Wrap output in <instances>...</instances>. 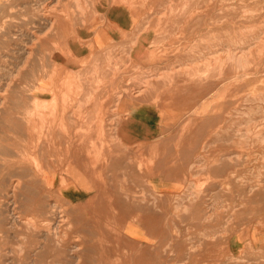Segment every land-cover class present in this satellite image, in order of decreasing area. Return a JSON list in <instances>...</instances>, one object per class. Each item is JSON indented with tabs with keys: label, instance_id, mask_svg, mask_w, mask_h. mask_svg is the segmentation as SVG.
<instances>
[{
	"label": "rangeland",
	"instance_id": "374dc122",
	"mask_svg": "<svg viewBox=\"0 0 264 264\" xmlns=\"http://www.w3.org/2000/svg\"><path fill=\"white\" fill-rule=\"evenodd\" d=\"M47 1L0 0V264H93L97 233L91 230L97 218L84 208L100 203L88 201L96 193L114 194L117 211L128 196L143 194L150 219L181 227L196 264L205 258L206 264H264V0H225L209 8L208 0H162L160 15L146 9L140 16L145 23H130V33L109 29L113 44H121L117 51L72 58L50 49V28L42 22L52 16ZM98 1L95 16L103 28L108 7ZM70 8L75 14L82 9ZM116 10L110 17H117ZM148 15L153 17L147 21ZM166 16H172L170 23L186 18V29L175 21L169 29L160 28L157 23ZM139 36L151 48L159 47L152 53L147 46L141 53L144 59L155 54L158 64L134 61L133 41ZM109 58L116 69L110 75L104 62ZM113 81L118 89L109 88ZM121 89L147 104H166L164 119L150 124L148 170L138 169L141 130L130 142L133 147L125 148L115 134V124L124 117L116 120L108 112L104 121L96 115L98 120L89 124V109L99 108L92 98L120 97ZM65 108L68 121L81 114L74 121L76 133L62 124ZM157 177L161 181L153 185ZM79 178L87 184L75 186ZM157 191L182 195L159 201L153 196ZM206 240L213 241L207 254Z\"/></svg>",
	"mask_w": 264,
	"mask_h": 264
},
{
	"label": "crops",
	"instance_id": "0c3cea01",
	"mask_svg": "<svg viewBox=\"0 0 264 264\" xmlns=\"http://www.w3.org/2000/svg\"><path fill=\"white\" fill-rule=\"evenodd\" d=\"M106 6L108 8L105 10H109L110 3L106 2ZM119 25L120 28L115 25L113 26L121 31L126 30L125 32H129L131 28L128 22H126L125 25ZM138 41L135 47L132 48L134 61L136 60L138 65L145 67L147 66L145 61L149 62L148 65L150 67L158 64V62L153 63L157 60L155 57L158 56L152 54L155 51L149 46L147 40L141 37ZM147 46L151 48L152 53L148 55L149 59H144L141 57V53L147 50ZM118 84L117 81L109 83V88L118 89ZM135 98L130 96L118 98L113 95L93 98L95 102L91 104L94 106L98 105L99 108H92V110H89L92 114L95 113L94 110L97 112L95 114V120H98L96 115L100 118L99 120H105L104 118L107 117L108 112H110L109 115H115L117 117H115L116 120L120 119V117H124V120L117 121V124H115V134L125 148L132 146L130 144L132 138L138 135V130L142 131L143 137L140 142L143 143V145L138 146L137 151L141 150L143 170H148L150 166L148 164L149 159L146 158V152H148L146 147H148L149 144H146V140H148L150 136V124L152 121L164 119V110L162 108H165L166 104L161 102L165 105L162 107L163 105L160 104V102L147 104L144 101H140L145 99L138 100V98ZM187 99L188 96L183 97V102ZM121 110H126L128 113H122ZM116 111L117 113L115 114ZM74 119L76 118L74 117ZM76 120H78V118ZM88 120H90V118ZM123 147L121 146L119 148ZM69 148L81 147H79V145H72ZM163 152H165V150H163ZM157 179L158 182H152L154 183L153 185L161 181V177H157ZM179 195H182V193H169L163 191L153 193V196L159 201L166 199L170 201ZM113 196L115 195L108 193L93 194V197L88 201H99L100 203L95 204V207L92 205V208L89 207L91 204H87L84 208L87 215H92L94 211L92 216L95 220L97 218V225H94L95 232L97 233V241H94L96 247L94 249L95 252L92 254L94 255V258H92L93 264H196L193 252L187 251L190 240L187 239L186 235H182L181 227L178 228L175 225L162 224L160 220L156 218L150 219L148 216L150 209H148L147 199L143 194L142 196L136 197L133 195L132 197L128 196L127 203L120 204L121 209H118V211L114 209ZM115 210L117 212H115ZM123 217L125 221H122ZM255 242L256 241L253 240L251 243L255 245ZM230 245L232 247V245H235V242L232 244L230 243ZM212 248L213 241L206 240L203 242L202 249L204 252ZM87 261L88 260L85 259V263ZM203 261L207 262V259L205 258ZM205 262L201 264H206Z\"/></svg>",
	"mask_w": 264,
	"mask_h": 264
},
{
	"label": "bare ground",
	"instance_id": "6f19581e",
	"mask_svg": "<svg viewBox=\"0 0 264 264\" xmlns=\"http://www.w3.org/2000/svg\"><path fill=\"white\" fill-rule=\"evenodd\" d=\"M96 1H98V0H87V1H85V4H89V6H83V5H85L83 2H82V0H74V2H71V0H49V1H47V2H49V6L48 7H50L49 9L51 10L50 12H51V14L50 15H52L51 17H50V19L48 18V19H42V22H43V20H45L44 22H47V24L49 25V26H47V27H49L50 28V30H49V34H48V42H49V44H51V47H50V49H51V51L53 52V53H55V54H57V55H63V56H65V57H71L72 58V56H77V54H90V55H94L95 56V54L96 53H99V54H105V53H109V54H111V53H113L114 51H117V49H118V47L121 45H118V47H117V45H115V44H113V40H115V38H113L114 36H115V34H111L110 36L107 34V33H110V28H113L114 26L113 25H115V26H118L119 28H120V25L119 24H122L121 23V20L120 19H123L124 18V21H125V23L126 22H128L129 23V26H131L130 25V23H133V24H138L137 26H139L140 24H142L141 22H142V20L140 19V16H141V14H144L145 13V11H146V9L148 10V9H150V12L151 13H149L150 15H160V11H159V7H162V6H164L165 4L162 2V0H99L98 2L101 4V6L102 7H104V6H106V2H109L110 3V9L109 10H106V11H108V12H106L103 16H105V19H107L108 20V25L107 26H105V27H101L100 25H99V21L97 20V15H96V13H98L99 12V7H98V3H97V6H96ZM177 1V0H176ZM215 1V2H214ZM208 0V1H206L205 2V5H206V7H213L214 5H215V3L218 5V6H223L224 4H225V0ZM232 1V0H231ZM31 2H32V0H31ZM43 2H44V0H43ZM47 2L45 3V6L47 5ZM179 2V1H178ZM199 2V1H198ZM229 2H230V0H229ZM34 3V2H33ZM33 3H31V4H29V5H32ZM37 3V2H36ZM188 3H189V1H188ZM72 4H74V7H75V9H77L76 7H80V8H82L80 11H82V12H77L78 14H75V13H72V12H70L69 11V9H71L70 7H71V5ZM37 5V4H36ZM39 5H41V4H39ZM76 5V6H75ZM44 7V6H43ZM175 7H176V5H175ZM34 8V7H33ZM117 9L116 11H117V13H115L114 11H113V13L114 14H116L117 15V17H110V13L112 12V10L113 9ZM45 9V8H44ZM163 9V8H162ZM35 10H37V9H35ZM39 10V9H38ZM158 10V11H157ZM49 11V10H48ZM47 11V12H48ZM78 11V10H77ZM168 11V10H167ZM39 12V11H38ZM45 12V11H44ZM74 12V11H73ZM119 12V13H118ZM32 13H34V12H32ZM190 13V12H189ZM48 14V13H47ZM39 15V14H38ZM96 15V16H95ZM101 15V14H100ZM146 15V14H145ZM150 15H148V17L150 16ZM162 15V14H161ZM164 15V14H163ZM166 15V14H165ZM172 15V14H171ZM189 15V14H188ZM188 15H186V16H188ZM261 15V14H260ZM36 16V15H35ZM153 16H150L148 19H147V21L151 18V17H153ZM42 17V16H41ZM41 17L39 18V20L38 21H41L40 19H41ZM146 17V16H145ZM144 17V18H145ZM170 17H172V16H170ZM170 17H168V16H166V17H164V18H161V20L157 23V22H155V23H157V24H160V28L163 26H166L167 27V29H169V27L168 26H170V25H173L172 23L174 22V24H176V23H178L179 25H181L182 26V29L184 30V29H186V27L185 26H187L188 25V23H187V19L186 18H176V20H173V22L172 23H170V21H171V19L172 18H170ZM43 18V17H42ZM116 20H115V19ZM147 18V17H146ZM101 19V18H100ZM126 19V20H125ZM35 20V19H34ZM37 20V19H36ZM106 20V21H107ZM191 20V19H190ZM193 20V19H192ZM33 21V20H32ZM103 21V20H102ZM131 21V22H130ZM34 22V21H33ZM37 23V22H36ZM143 23H145L144 22V20H143ZM33 24H35V23H33ZM32 24V25H33ZM44 24V23H43ZM41 25V24H40ZM105 25V24H104ZM122 25H124V24H122ZM145 25V24H144ZM148 25V24H147ZM36 26V25H35ZM38 26V25H37ZM42 27V26H41ZM45 27V26H44ZM46 27V28H47ZM34 28V27H33ZM48 28V29H49ZM137 28V27H136ZM146 28V27H145ZM35 29V28H34ZM37 29V28H36ZM42 29V28H41ZM45 29V28H44ZM47 29V30H48ZM116 29V28H115ZM139 29V28H138ZM149 29V28H148ZM151 29V28H150ZM38 30V29H37ZM46 30V31H47ZM136 30V29H135ZM36 31V30H35ZM144 31V30H143ZM148 31V30H147ZM40 32H41V30H40ZM48 32V31H47ZM158 32V31H157ZM7 33V32H6ZM45 33V32H44ZM130 33V32H129ZM40 34H42V32L40 33ZM141 34V33H140ZM140 34H138V35H140ZM24 35V34H23ZM47 35V34H46ZM127 35V34H126ZM137 35V36H138ZM30 37H31V35H30ZM43 37V36H42ZM85 37H89V38H91V40H87V39H85ZM126 37V36H125ZM40 38V37H39ZM141 39V37L139 36V38L137 39V40H135V41H133V42H136V43H138L139 41L138 40H140ZM31 40H33V37H32V39ZM88 41V43H87V41ZM130 41V40H129ZM124 42H126V41H124L123 40V44H124ZM257 44V43H256ZM124 46V45H123ZM122 46V47H123ZM127 46V45H126ZM130 47V46H129ZM129 47H127V48H129ZM134 47H135V45H134ZM133 47V48H134ZM121 48V47H120ZM126 48V47H125ZM125 48H123V50H126ZM153 48V50L155 51V49H158L159 47H152ZM155 48V49H154ZM22 49V48H21ZM177 49H181V48H177ZM26 51V50H25ZM25 51H24V53H25ZM61 51H62V53H61ZM127 51H129V50H126V52ZM131 52V51H130ZM31 53V52H30ZM25 55V54H24ZM130 55H131V53H130ZM86 56V55H85ZM99 57H100V55H99ZM85 58V57H84ZM246 58V57H245ZM58 59V58H57ZM60 59V58H59ZM100 59V58H99ZM105 58H103V60H104ZM63 60V59H62ZM24 61V60H23ZM64 61V60H63ZM105 63L107 62V65H106V67H108L109 68V70H108V68L106 69L107 70V72L109 71H113V69H115V66H114V61H111L110 60V58L109 59H107V61H104ZM195 63V62H194ZM35 64H37V63H35ZM118 64V63H117ZM196 64V63H195ZM105 65V64H104ZM104 65L102 66V67H104ZM118 67V66H117ZM183 67V66H182ZM113 68V69H112ZM194 68V67H193ZM101 69H103V68H101ZM190 69V68H189ZM105 70V71H106ZM182 70H184V69H182ZM102 71V70H101ZM104 71V70H103ZM115 71H116V69H115ZM39 72V71H38ZM37 72V73H38ZM109 72H108V75H110L109 74ZM110 72V73H111ZM102 73V72H101ZM104 73V72H103ZM113 73V72H112ZM111 73V74H112ZM172 73V72H171ZM105 74V73H104ZM25 75V74H24ZM107 75V76H108ZM160 75V74H159ZM158 75V76H159ZM157 77V76H156ZM34 78V77H33ZM150 79V78H149ZM21 80V79H20ZM27 80V79H26ZM29 81V80H28ZM147 81H149V80H147ZM33 82V81H32ZM114 82V81H113ZM18 85H19V83H18ZM17 85V86H18ZM24 85V84H23ZM22 86V85H21ZM20 86V87H21ZM15 87H16V84H15ZM145 87H147L146 85H145ZM140 89H142V88H140ZM89 90H92L91 88H89ZM122 90V89H121ZM119 91L118 93H121L120 94V97H118V98H122V97H124L125 95H126V91ZM22 91V90H21ZM133 91V90H132ZM13 92H15V91H13ZM99 92V91H98ZM137 92H138V90H137ZM30 93V92H29ZM96 94V93H95ZM115 95V94H114ZM95 96H97V94L95 95ZM93 97V96H92ZM91 97V98H92ZM94 98V97H93ZM92 98V99H93ZM38 99V98H37ZM116 105V104H115ZM118 106V105H117ZM30 107V106H29ZM38 107V106H37ZM31 108V107H30ZM29 108V109H30ZM112 108V107H111ZM89 109V108H88ZM22 110V109H21ZM24 110V109H23ZM84 110V109H83ZM82 110V111H83ZM91 110V109H90ZM66 108H65V112L62 114V116L60 117L61 118V120H62V124H63V122H67V123H69L70 125H69V127H68V129H71V130H74L75 131V133H76V130H78V128H79V126H75V120L78 118H80V116H81V114H80V112H77V115L75 116V120L74 121H70V119H69V121H68V115L66 114ZM71 111V110H70ZM86 111V110H85ZM85 111H84V113H85ZM88 111V110H87ZM86 111V112H87ZM38 112V111H37ZM94 112H95V110H94ZM25 113H26V110H25ZM59 113V112H58ZM70 113H72V111L70 112ZM89 113H90V111L88 112V115H89ZM40 113H37V114H34V116L35 115H39ZM47 115L48 114H43V116H46V118L45 119H48L49 120V118L47 117ZM59 115V114H58ZM87 114H86V117L88 116ZM91 115V117H90V120L91 121H89V124L90 123H93L92 121H95V119L94 120H92L93 118H92V114H90ZM89 115V116H90ZM41 116V115H40ZM53 116V115H52ZM51 116V117H52ZM74 116V115H73ZM89 116L87 117V118H89ZM38 117V116H37ZM55 117H58L57 115H54L52 118H55ZM40 118V117H39ZM51 118V119H52ZM69 118H70V116H69ZM94 118H95V115H94ZM117 118V117H116ZM42 119V118H41ZM57 119V118H56ZM86 119V118H85ZM112 119V118H111ZM84 120V119H83ZM60 121V120H59ZM104 121V120H103ZM102 121V122H103ZM115 121V120H114ZM48 122V121H47ZM85 122V121H84ZM54 123V122H53ZM104 123V122H103ZM119 123V122H118ZM55 124V123H54ZM66 123H64V125H65ZM86 124H87V122H86ZM48 125V124H47ZM78 125V124H77ZM80 126H82V125H80ZM103 126H105V125H103ZM50 127V126H49ZM262 127H264V126H262ZM53 128V127H52ZM66 128V127H65ZM86 128V127H85ZM67 129V128H66ZM83 129V128H82ZM91 129V128H90ZM64 130V129H63ZM94 130V129H93ZM117 130V129H116ZM65 131H67V130H65ZM82 131V130H81ZM88 131V130H87ZM103 131H104V129H103ZM50 132V131H49ZM56 132V131H55ZM69 132V131H68ZM90 132V131H89ZM116 132V131H115ZM55 134V133H54ZM93 134V133H92ZM74 135H76V134H74ZM105 135V134H104ZM50 136H52V135H50ZM59 136V135H58ZM71 136H72V134H71ZM84 136V135H83ZM87 136V135H86ZM61 137H62V135H61ZM66 137V136H65ZM68 137V136H67ZM117 137V136H116ZM69 138V137H68ZM95 138V137H94ZM99 138V137H98ZM106 139H108V138H106ZM113 139V138H112ZM76 140V139H75ZM95 140V139H94ZM69 141V140H68ZM90 143V142H89ZM73 144V143H72ZM91 144V143H90ZM113 144V143H112ZM47 145H48V143H47ZM50 145V144H49ZM48 145V146H49ZM109 145H111L110 143H109ZM108 145V146H109ZM70 146H72V145H68V146H66V147H70ZM94 148V147H93ZM100 149H102V148H100ZM117 149V148H116ZM64 150V149H63ZM70 150V149H69ZM72 150V149H71ZM103 150V149H102ZM119 150V149H118ZM90 151V150H89ZM99 151V150H98ZM107 151V150H106ZM116 151V150H115ZM121 151V150H120ZM119 151V152H120ZM70 152V151H69ZM91 152V151H90ZM97 152V151H96ZM101 152V151H100ZM109 152H110V150H109ZM64 153H65V151H64ZM140 153V152H139ZM71 154V153H70ZM87 154V153H86ZM110 154V153H109ZM108 154V155H109ZM138 154V153H137ZM68 157H69V155H68ZM102 157V156H101ZM235 157V156H234ZM226 159V158H225ZM231 159V158H230ZM66 161V160H65ZM92 161H94V160H92ZM96 161V160H95ZM118 162V161H117ZM123 162V161H122ZM225 162H226V160H225ZM120 162H118V164H119ZM137 163V162H136ZM126 164V163H125ZM65 165V164H64ZM58 166V165H57ZM115 166V165H114ZM129 166H130V164H129ZM39 167V166H38ZM53 167V166H52ZM76 167H80V165H76ZM107 167V166H106ZM119 168H120V166H118ZM131 167V166H130ZM140 167L141 168H143V164H142V162H141V166L139 165L138 166V169H140ZM114 168V167H113ZM43 169V168H42ZM102 169V168H101ZM131 169V168H130ZM37 170V169H36ZM118 170H120V169H118ZM144 171V170H143ZM38 172V171H37ZM53 172V171H52ZM65 172V171H64ZM110 172V171H109ZM127 171L125 170V173H126ZM141 172H142V170H141ZM105 173H107V171L105 172ZM130 173H131V171H130ZM136 173H137V171H136ZM143 173V172H142ZM141 173V174H142ZM41 174V173H40ZM56 174H58V173H56ZM109 174H111V173H108V175ZM120 174V173H119ZM127 174V173H126ZM144 175H145V173H144ZM42 176V175H41ZM125 176V175H124ZM133 176V175H132ZM137 177H138V175H136ZM46 177L47 178H50V173H47L46 172ZM109 177H111V176H109ZM136 177V178H137ZM76 178V177H75ZM87 178V177H86ZM117 178L118 177H116L115 179L117 180ZM130 178V177H129ZM84 178H79L76 182L74 181L73 182V184L75 185V186H81V184H87V182H81L82 180H83ZM98 179V178H97ZM110 179V178H109ZM119 179H121L122 180V177L121 178H119ZM118 179V180H119ZM126 179V178H125ZM51 180V179H50ZM64 180H66V179H64ZM143 180V179H142ZM72 181V180H71ZM133 181V180H132ZM139 181L142 183V181L139 179ZM144 182V181H143ZM115 183V182H114ZM51 184H52V182H51ZM66 184V183H65ZM72 185V184H71ZM89 185V184H88ZM91 185V184H90ZM144 185V184H143ZM147 185V184H146ZM140 187H141V185H139ZM138 186V187H139ZM15 187V186H14ZM139 187V188H140ZM145 188V187H144ZM69 189H72V188H69ZM106 189V188H105ZM120 189V188H119ZM73 190V189H72ZM71 190V191H72ZM83 190H79V192H82ZM107 192V191H106ZM125 192V191H124ZM89 193V192H88ZM92 193V192H91ZM122 193V192H121ZM90 194V193H89ZM142 194V193H141ZM91 196V195H90ZM137 196H139V195H137ZM131 197H132V195H131ZM73 198V197H72ZM64 199V198H63ZM71 199V198H70ZM91 199V198H90ZM72 200V199H71ZM70 201V200H69ZM125 202H127V201H125ZM8 203H10V202H8ZM67 203H69V202H67ZM129 203V202H128ZM131 203H132V201H131ZM23 204V203H22ZM72 205V204H71ZM87 205V204H86ZM132 205V204H131ZM54 206V205H53ZM52 206V207H53ZM77 206V205H76ZM141 206V205H140ZM89 207H91V206H89ZM111 207V206H110ZM88 208V207H87ZM65 209V208H64ZM69 209H72V208H69ZM125 209V208H124ZM11 210V209H10ZM77 210V209H76ZM75 210V211H76ZM73 211H74V209H73ZM78 212H79V208H78ZM52 213V212H51ZM61 213V212H60ZM59 213V214H60ZM75 213V212H74ZM86 213V212H85ZM93 213H94V211H93ZM93 213H92V215H93ZM40 214V213H39ZM69 214V213H68ZM67 214V215H68ZM76 214V213H75ZM79 214H80V212H79ZM84 214V213H83ZM43 215V214H42ZM51 215V214H50ZM62 215V214H61ZM86 215V214H85ZM44 216V215H43ZM47 216V215H46ZM45 216V217H46ZM63 216V215H62ZM65 216V215H64ZM71 216V215H70ZM78 216V215H77ZM90 216V215H89ZM2 217V216H1ZM5 217V216H4ZM52 217V216H51ZM54 217V216H53ZM66 217V216H65ZM73 217V216H72ZM71 217V218H72ZM75 217H76V215H75ZM60 218V217H59ZM86 217H84V219H85ZM61 219V218H60ZM87 219V218H86ZM3 220V219H2ZM46 220V219H45ZM88 220V219H87ZM42 221V220H41ZM78 221H79V219H78ZM88 221H90V219L88 220ZM76 222V221H75ZM74 222V223H75ZM19 223V222H18ZM67 223V222H66ZM136 223V222H135ZM28 224V223H27ZM76 224V223H75ZM131 224H133V223H131ZM139 224V223H138ZM88 225H90V224H88ZM208 225V224H207ZM252 225V224H251ZM77 226V225H76ZM81 226V225H80ZM83 226V225H82ZM81 226V227H82ZM86 226V225H85ZM135 226V225H134ZM89 227V226H88ZM140 227V226H139ZM71 228V227H70ZM85 228V227H84ZM93 228V227H92ZM100 228V227H99ZM250 230V229H249ZM91 232H94V235H96L95 234V231H92L91 230ZM75 233V232H74ZM80 233V232H79ZM73 234V233H72ZM78 234V233H77ZM92 234V233H91ZM189 234V233H188ZM79 235V234H78ZM192 235V234H191ZM46 236V235H45ZM55 236V235H54ZM57 236H59V234L57 235ZM65 236V235H64ZM69 236V235H68ZM214 236V235H213ZM67 237V236H66ZM55 238V237H54ZM8 239V238H7ZM78 239L79 238H77V241H78ZM226 240V239H225ZM254 240V239H253ZM65 241V240H64ZM72 242V241H71ZM228 242V241H227ZM252 241L250 240V243H251ZM246 243V242H245ZM4 244V243H3ZM7 244V243H6ZM71 244V243H70ZM76 244V243H75ZM78 244V243H77ZM89 244V243H88ZM257 244H258V242H257ZM69 245V244H68ZM245 245V244H244ZM248 245H249V243H248ZM70 246V245H69ZM252 246V245H251ZM140 247H142V246H140ZM247 247V246H246ZM253 247V246H252ZM261 247H263L264 248V246H261ZM71 248V247H70ZM76 248V247H75ZM99 248V247H98ZM98 248H97V250H98ZM27 249V248H26ZM100 249V248H99ZM39 250V249H38ZM257 250H259V249H257ZM261 250V249H260ZM73 251V250H72ZM78 252V251H77ZM234 252V251H233ZM11 254V253H10ZM6 255V254H5ZM72 255V254H71ZM77 255V254H76ZM90 255H91V253H90ZM8 256V255H7ZM6 256V257H7ZM235 256V255H234ZM73 258H75V257H73ZM72 258V259H73ZM20 259V258H19ZM22 259V258H21ZM89 259V258H88ZM96 259H98V258H96ZM235 259V258H234ZM264 259V258H263ZM75 260V259H74ZM81 260V259H80ZM71 261V260H70ZM69 261V262H70ZM78 261H79V258H78ZM82 261V260H81ZM80 261V262H81ZM21 262V261H20ZM72 262V261H71ZM76 263V262H75ZM74 263V264H75ZM95 263H97V262H95Z\"/></svg>",
	"mask_w": 264,
	"mask_h": 264
}]
</instances>
